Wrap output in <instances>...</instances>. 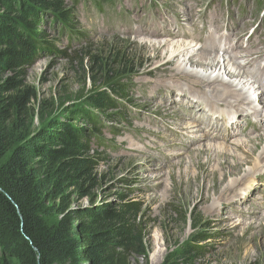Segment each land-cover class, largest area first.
Returning a JSON list of instances; mask_svg holds the SVG:
<instances>
[{
    "label": "rangeland",
    "instance_id": "374dc122",
    "mask_svg": "<svg viewBox=\"0 0 264 264\" xmlns=\"http://www.w3.org/2000/svg\"><path fill=\"white\" fill-rule=\"evenodd\" d=\"M65 1L77 16L74 22L76 32L83 33V36L81 40L71 41L50 26L41 29L46 40L53 44L51 50L54 52L46 50L37 63L26 70L25 87L36 94L25 118L28 123L29 120L33 121L29 123L30 132H37L51 122L63 119H69L84 129H93L85 113L96 116L99 129H102L98 133L99 143L93 142L100 159L96 205L118 204L123 198L143 205L147 258L135 256L130 264H165L169 256L173 257L189 244H194L197 251L183 258L177 255L174 261L178 264H264V169L262 178L256 181V191L251 189L253 177L244 186L246 190L238 191L241 195L233 203L222 205V200L226 198L218 192L222 187L226 189L233 178L244 174L248 166L243 167L241 175H228L216 191L212 185L206 186L203 192L199 191L198 183L205 184L202 177L199 181L194 180L198 171L193 161L199 155L203 162L212 161L206 169L207 173H212L213 169H217L216 161H224L232 152L244 157L247 151L231 144L221 145L223 142L220 140L199 141L189 150L181 149V140L171 133L172 130L176 131L174 129L178 130V124L183 122L177 120L176 113H182L174 105L177 103L174 94L180 97L177 94L179 89L171 86L170 92L165 94L169 99L166 100L160 91L152 88L158 79L164 78L166 82L170 80L168 76L175 73L174 68L170 66L172 70H156L157 65L168 57L154 50L149 43L133 42H149V38H152L150 31L161 22L160 14L164 12L185 22L188 30L195 28V17L203 13L209 19L217 16L222 26L231 22L233 27L245 28V35L254 32L259 25L255 38L264 45L259 39V36L264 37V0H116L103 6L104 14L92 8L91 1L81 0L79 5L74 0ZM15 11L0 8V14L10 13L9 16L15 15ZM184 15L188 16L189 21L184 20ZM135 25L143 31V35L136 38L131 37L135 33ZM198 29L199 35L207 36L206 32H202V24H199ZM83 49L93 52L99 59L118 52L130 55L131 64L125 70L127 74L120 80L127 90L117 100L118 110L97 112L88 106V97L106 88H101L99 83L96 87L93 85L89 73L93 65L91 60L75 56L77 51ZM219 51L212 53L218 54ZM220 53L222 58L224 52ZM164 83H161L162 87H166ZM187 101H183L184 107ZM165 104L170 109L167 113L162 108ZM78 111H83V115H77ZM167 114L174 118L169 119ZM196 127L201 129V126ZM207 143L213 145L208 146ZM200 145L202 152H190ZM256 149L259 151L261 146ZM258 151L252 156L253 160L258 161ZM167 152H180L182 155L170 156ZM145 155L150 156V159L152 155L161 159V167L155 170L153 166L148 167V163L156 162L148 161L146 164L144 158L148 157ZM158 174L161 175L160 180L151 181L150 177ZM74 201L73 207L84 208L89 205L86 199ZM244 206L248 213H242ZM256 208L262 209L258 212ZM251 212H255L256 216L253 217Z\"/></svg>",
    "mask_w": 264,
    "mask_h": 264
},
{
    "label": "trees",
    "instance_id": "16d2710c",
    "mask_svg": "<svg viewBox=\"0 0 264 264\" xmlns=\"http://www.w3.org/2000/svg\"><path fill=\"white\" fill-rule=\"evenodd\" d=\"M90 1L102 6L107 0ZM1 7L16 11L0 14V264H130L135 256L147 258L143 205L124 198L96 205L100 159L93 142L102 130L96 116L85 113L93 129L63 119L33 133V121L25 120L36 99L25 87L26 70L46 50L54 52L41 29L50 26L71 41L81 40L77 16L65 0H0ZM77 55L93 63V85L107 89L89 96L88 106L118 110L130 55L99 59L88 49ZM75 199L88 200V207H73ZM196 251L189 244L165 264H178L177 255Z\"/></svg>",
    "mask_w": 264,
    "mask_h": 264
},
{
    "label": "bare ground",
    "instance_id": "6f19581e",
    "mask_svg": "<svg viewBox=\"0 0 264 264\" xmlns=\"http://www.w3.org/2000/svg\"><path fill=\"white\" fill-rule=\"evenodd\" d=\"M184 18L185 21H189L187 15H184ZM209 22L211 24V30L208 32V36L205 40L201 39L200 48L194 47L188 42H171L159 40L160 38H149V42L146 40H134L133 42H140V44L149 43L150 46H153L154 50L157 49L162 52L163 55L168 57H166V61L161 64L159 63V66L157 65L156 70H172L170 69V66H173L174 68L173 71L175 73L173 72L174 74L168 76L170 80L166 82L164 78L158 79L157 83H155L152 88H155L156 91H160L159 93H162L161 96L164 95V98L169 100L168 96L165 94H168L167 92H170L172 89L171 86H174L177 90L179 89V93L177 94L180 97H177L174 91L176 100H173L177 101L178 104H181L182 108L189 110L187 117L183 113V116L176 113L177 120L183 122H179L178 130L174 129L176 131H171L176 137L179 136L178 133L181 134V149L189 150L193 147V144L198 143L199 141H219L222 138V141L224 140L226 143L221 145L231 144L233 147H242L243 151L244 148L247 151L246 156L240 157L234 155L233 152L231 153V151L228 150L231 154H229L224 161H216L218 163L217 169L212 168V173H207L206 171L207 167L211 166L212 161L203 162L202 157H199L200 155L197 157L196 161H193L198 171L196 179L194 180L199 181L202 177L205 182L204 185H201V183H198L197 185L198 190L202 192L207 189L206 186L211 185L212 189L216 191V188L218 187L219 189V186L228 175H241L243 167L248 166V168L244 170V174L240 177L233 178L234 180L232 179L230 181V184L229 186H226V189L222 187V190L218 192L221 193L222 197L226 198V200H222V205H226V203H233L237 200L241 195L238 194V191L246 190L244 189V186L246 183L250 182L253 177L254 181H251V189L256 191L258 185L256 181L257 179H261L264 175L261 176L262 170L264 169V138H256L264 137V134L260 133L264 128V64L261 63V61L264 62V45L255 38L258 28L253 35L248 37L249 35L247 34L244 36L246 29L243 27L241 29H234L232 26H228V33H222L223 26L215 15L210 18ZM245 37H248L247 42L249 45L247 48H244L242 43L243 38ZM259 39L264 42V37L259 36ZM216 50L223 51L224 56L221 58L219 54L212 53ZM162 82L166 83V87H162ZM186 90H188V92ZM156 96L157 95H155V98ZM183 99L188 100L185 107L183 106ZM201 100H204L207 108L202 107L204 104ZM165 105L166 106H163L162 108H165L164 111L167 113L170 109L167 104ZM220 106L228 108L229 115L235 116V118H232L230 121L232 126H228L230 129L229 133L222 132L223 123L228 122L227 116H213L215 114L214 110ZM247 106H250L252 109L250 112L246 108ZM166 108H168V110ZM175 109L178 110V108ZM205 109L213 111V113H210ZM191 111H194L197 117L208 120L212 127L209 129L208 127L210 125L205 124L207 127L205 129L201 130L199 127L194 129V126L196 125L188 121L192 120ZM241 115L243 116L242 118L248 119L255 117L258 120V123L254 126L253 130L259 134L255 137L248 136V139L243 142H235L234 138L244 133L240 123L241 119H239ZM167 116L169 119L174 118L171 117V114H167ZM172 142H174V140H172ZM249 143L251 145L254 144L255 147L249 145ZM207 145L212 146L213 143H207ZM260 146L261 149L258 151L256 148H260ZM200 147L201 145L199 148L194 147L195 149L192 151L190 150V152L195 153L197 151L195 154H198V151L202 152ZM225 149L227 150L226 147ZM256 151H258L256 154L258 161L253 160L252 157ZM167 155L180 156L182 154L176 152ZM188 156L191 157V155ZM147 157L148 158H144L146 164L148 161L156 162L155 164L148 163V167L153 166V170L161 167V159H157L153 155L152 159H150V156ZM150 178L151 181L160 180L161 175L158 174ZM161 183L162 181H160L159 184ZM252 195L253 193H251V196ZM246 208L244 206L242 213H248ZM261 209L256 208V211L259 212ZM251 214L253 217L256 216L254 215L255 212H251Z\"/></svg>",
    "mask_w": 264,
    "mask_h": 264
}]
</instances>
